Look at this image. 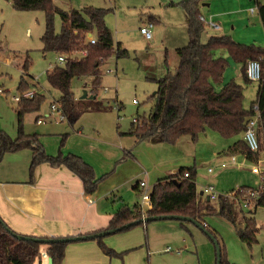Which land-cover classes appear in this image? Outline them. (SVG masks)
Returning <instances> with one entry per match:
<instances>
[{
    "label": "trees",
    "instance_id": "1",
    "mask_svg": "<svg viewBox=\"0 0 264 264\" xmlns=\"http://www.w3.org/2000/svg\"><path fill=\"white\" fill-rule=\"evenodd\" d=\"M18 10H43L46 14V27L42 36L44 51H55L64 55L67 61L64 65H56L47 70L50 84L60 90L58 101L64 107L67 118L75 119L90 108H107L100 100L79 98L73 89L75 77H91L93 94H98L102 78V66L115 53L117 57L126 56L129 50L117 45L111 40V31L105 21L107 9L104 7H84L82 9L66 10L54 0H11ZM204 0H182L180 4L187 14L190 41L187 45L176 48L179 62L174 72L169 71L157 79L154 105L148 117L138 118L133 122L132 134L139 140L158 138L168 142H176L183 135H191L195 140L207 127L217 131L224 137L239 136L227 152L231 155L245 154L254 162L261 158L264 150V46L245 44L233 39L230 35H212L203 40L205 22L201 19V2ZM258 10L264 26V4L258 3ZM62 18L61 31L54 26L56 15ZM97 32L96 43H91L90 37ZM92 33L91 35H89ZM87 51V54H83ZM74 53L81 55L71 56ZM168 54V53H167ZM225 54L231 55L241 64L243 74L247 77L246 65L248 59H258L262 64V79L260 80L256 99L250 108L244 105L245 85L231 80L221 89L217 83L223 80L229 64ZM30 64L29 57L25 59L22 68L25 72ZM25 77H22L20 91L30 89ZM44 95L36 90L33 97H22L16 108L18 116V134L10 136L0 131V160L5 153L30 147L33 158L30 165L31 179L35 168L42 162L53 165L64 164L78 174L88 192L96 190L100 178L96 176L91 165L76 154H49L40 142L38 134L24 131V117L29 112H37L41 108ZM254 105H258L260 113L258 122V137L260 149L252 151L244 138V132L250 117L257 114ZM189 171V176H184ZM192 168H182L179 172L163 178L154 186L151 192L152 208L149 215L182 214L191 216L203 223L207 215H218L239 226L240 238L250 245L258 239L257 225L253 215H243L242 222L236 210V198L249 197L254 186L240 185L231 190L230 195L220 196L218 207L209 200H201L196 178ZM178 180V181H175ZM264 184V177L262 178ZM254 210L264 204V191L253 201ZM252 213V209H250ZM142 218L140 204L135 209L124 207L112 218L109 228L118 227ZM141 223V222H137ZM136 223V224H137ZM136 224L123 230L132 228ZM206 226V225H205ZM209 228L208 226H206ZM12 228L0 216V264H34L41 257V246L44 243L35 240L18 238ZM212 232V231H211ZM50 237L49 235H34ZM100 236L98 239L102 242ZM69 242L47 243V251L54 258V264H62L66 246ZM108 253H112L107 248ZM225 263L224 255L222 264Z\"/></svg>",
    "mask_w": 264,
    "mask_h": 264
},
{
    "label": "rangeland",
    "instance_id": "2",
    "mask_svg": "<svg viewBox=\"0 0 264 264\" xmlns=\"http://www.w3.org/2000/svg\"><path fill=\"white\" fill-rule=\"evenodd\" d=\"M54 1L66 10L91 6L107 9L105 21L111 30V40L115 45L120 42L123 48L129 50V54L117 58V55L113 53L108 58L103 65V77L97 95L99 99L109 104L111 111L119 115L121 121L128 124L129 127L132 126L134 117L139 119L148 117L154 105L151 96L156 92L158 84L155 80L148 78L153 70H149L150 67L140 64L154 66L156 68L154 74L157 77L159 69V74L165 76L171 71L170 67L176 64V61L172 59L176 56V54H173L175 47L189 41L188 28L185 23L187 14H185L183 7L178 4L182 0ZM213 1L220 2L212 4ZM233 1L204 0L201 2L200 7L202 12L209 9L230 11L235 6L231 4ZM246 1L249 6L255 7L256 12L253 17L258 16V3L264 4V0H258V2L256 0ZM13 5L11 0H0V131H5L15 137L19 131L16 111L19 102L16 101L15 96L21 94L19 86L22 77H25L30 89H37L39 94L44 95L40 110L31 112L29 115L26 114L23 120L25 133L31 132V134H34L37 133V128L43 126L37 123L36 117L38 115L41 118H45L47 115L58 116L53 113L51 104L60 99L61 92L50 84L47 70L56 65H64V62H59L57 52H45L43 49L42 36L46 27L45 12L43 10H18ZM152 18L158 19V22H155ZM225 18L229 22L225 31L211 26L208 21H214L212 18H205L204 41H207L212 35H217V33L225 34L228 29H230L228 35L235 39L230 34V32L235 31V29H232L234 19L231 15H227ZM150 22H153L151 27L152 38L146 39L140 29L142 25H148ZM214 22L218 23V21ZM62 24L61 16L56 15L54 26L57 32L61 31ZM260 25L264 33L262 22ZM241 32L247 31L243 30ZM241 32H238V34L240 35ZM262 35V33L260 35L254 31L248 35L250 37L245 36L243 39L251 38L253 42L249 44L261 45ZM94 36L98 37L97 32H94ZM235 40L240 42L237 39ZM166 48L169 49L170 59H168V62L165 61ZM76 55L81 54L74 53L71 56ZM28 57L30 64L28 69L23 72L22 65ZM164 69L165 72H163ZM225 73L223 80L217 83V89H221L225 85ZM230 80H239L245 85L244 104L249 108L256 99L259 83L256 81L246 82L242 76L238 79L232 76ZM91 88V77L74 78L73 89L79 98H81L84 89L90 92ZM135 99L139 103H134ZM117 105H120V110ZM56 122L53 119V122L46 125L55 124ZM59 122L64 124L67 122L66 124H68V118ZM203 134L200 133L198 138L193 140L194 142L191 140L193 138L189 137L191 146L188 144V148H183L188 152L187 163L182 164V167H195L197 169L200 184L214 186L219 198L220 196H229L231 190L239 185L258 187L261 184V175L252 171L253 161L238 155L237 162L233 163L230 157L219 154V149L225 146L223 143L226 141L225 138L215 136V139H208L204 138ZM184 139L182 138V143L185 144ZM222 162L228 163V166L221 167ZM260 164H264V150L261 152ZM209 166L214 167V173L207 172ZM203 175L206 176L202 180ZM209 201L218 207V201ZM250 209H252V213ZM236 210L241 222L245 214L255 217L258 227L256 234L258 240L250 245L240 238L238 228L242 226V223L236 226L221 216L208 215L206 224L209 228H206L217 236L216 239L219 241V245L223 247L225 253L224 264H264V204L259 205L254 210V205L244 206L242 203H236ZM160 221H177L180 223V220L166 219ZM187 225L195 231L194 239L204 264L208 263L206 244H209L212 249L213 259L211 264H216V243L214 239L194 224L187 223ZM116 235L102 236V245L99 243L98 238L85 242L68 243L69 248L66 253L68 251L69 253L66 257L68 262H66L69 264H128L130 257H132L129 256V252L121 247L108 244ZM107 248L112 250L111 254L107 252ZM39 261L40 258L35 261V264H39Z\"/></svg>",
    "mask_w": 264,
    "mask_h": 264
},
{
    "label": "crops",
    "instance_id": "3",
    "mask_svg": "<svg viewBox=\"0 0 264 264\" xmlns=\"http://www.w3.org/2000/svg\"><path fill=\"white\" fill-rule=\"evenodd\" d=\"M256 1L258 2V0ZM217 2L213 1L212 4H217ZM231 4L235 6L230 11L209 9L205 12L201 11V16L218 21L220 28L215 29L225 31L226 26L229 25L228 19L225 17L231 15L234 19L232 29L235 31L230 32V34L235 39L249 44L253 40L243 38L256 31L260 35L263 34L260 44L264 46V33L260 25L262 20L259 10V15L253 17L256 11H252L254 7L249 6L246 0H234ZM152 20L158 22V19L152 18ZM185 23L188 28L187 15ZM221 25L223 26L221 27ZM243 30L247 32H241ZM229 31L230 29L225 34L228 35ZM237 31L241 32L240 35ZM222 34L224 33H217V35ZM189 41L175 47V50L187 45ZM168 51L169 49L166 48L165 61L167 62L170 59L169 54H167ZM173 54L176 52L174 51ZM225 56L229 61L224 77L225 84L231 81L229 79L232 76L236 79L242 76L248 82L244 77L241 64L231 55L225 54ZM172 59L176 61V64L170 67L171 71L174 72L179 62L177 54ZM140 65L150 67L149 70H153L148 75L149 79L156 81L163 75L159 74V69L157 77L154 74L156 73L154 66L144 63ZM257 93L258 89L256 97ZM89 94L93 93L90 91ZM96 98L107 108H90L75 119L68 118V124H66L67 122L65 124L60 123L51 115H47L45 118L38 115L36 117L37 123L43 126L37 128V133H34L38 134L40 142L49 154L57 155L60 152L76 154L91 165L96 176L100 178L95 191L88 192L82 178L64 164L53 165L50 162H42L36 166L33 179L30 180V165L33 158V150L30 147L7 152L0 160V216L17 232L62 237L106 230L119 210L124 207L135 209L137 204H140L142 191L140 181H146L147 186L152 187L151 190H153L161 179L179 172L182 168H190L182 167V164L187 163L188 152L183 148H188L191 135H183L174 143L158 138L139 140L131 132L134 118L137 117L133 118L132 126L129 127L128 124L121 121L119 115L111 111L109 104L99 99L98 95ZM39 119H44V121L39 122ZM53 119L57 121L55 124L46 125L53 122ZM28 133L31 134V132ZM201 133H204V138L208 139L222 136L209 127ZM222 137L226 141L223 142L225 146L219 149V154L228 156L231 160L232 156L227 152V149L239 139V136ZM182 138H185V144L182 143ZM189 146L191 145L189 144ZM238 155L249 160L245 154L241 153L236 154V159ZM223 163H221V167L228 166V163L226 166H222ZM242 163L245 164L243 161ZM191 168L192 173L195 172L193 176L196 178L200 199L208 200L201 193L205 185L198 182L197 169ZM207 172L214 173L215 169L214 172H209L207 169ZM204 176L206 175L202 176V180L205 179ZM207 216L203 221L206 226H208L206 224ZM160 220L166 219L148 220L137 223L132 228L109 233L117 235L108 244L121 247L129 252V256L132 257H130L128 264H204L194 239L195 231L187 225V223L192 222L180 220L179 223ZM167 220L179 219L167 218ZM97 238L99 237L71 242H85ZM99 243L102 245L103 241L100 242L99 240ZM47 246V244L41 246V253L43 250V254L39 264H48L47 259L50 255ZM168 246H172L173 250L167 251ZM68 248L67 245L66 251ZM206 248L208 251L207 264H211L212 249L209 244H206ZM221 249L223 261L225 253L222 246ZM68 253H65L62 264H69L66 258Z\"/></svg>",
    "mask_w": 264,
    "mask_h": 264
},
{
    "label": "built area",
    "instance_id": "4",
    "mask_svg": "<svg viewBox=\"0 0 264 264\" xmlns=\"http://www.w3.org/2000/svg\"><path fill=\"white\" fill-rule=\"evenodd\" d=\"M252 11H255V7L252 8ZM201 19L205 21V18L201 16ZM209 24L215 28H220V25L214 21H210ZM153 26V23L150 22L148 25H143L141 27V32L145 36L146 39L152 38V30L151 27ZM91 43H96L99 41L98 37H95L94 34L89 38ZM83 54H87V51H83ZM59 62L63 63L67 61L66 56L59 55L58 57ZM246 73L247 77L250 81H256L260 82L262 79L263 71H262V64L260 60L258 59H248L247 65H246ZM36 93L35 89H28L23 92H21L20 95L15 96L16 101L20 100L23 96L24 97H33ZM135 103H139L138 100H134ZM118 109H120V105H117ZM51 108L53 113H55L58 116H55V119L57 121H63L67 118L64 107L61 105L59 101L53 102L51 104ZM254 108L257 110V114L250 117L246 129L244 132V138L247 141L250 149L252 151H258L260 149V141L258 137V122H259V116L260 113L258 112V105H254ZM44 119H39V122H43ZM138 118H134V122H137ZM231 161L236 162V155H231ZM261 163V158L258 160V162H254V165L252 166V171L254 173L260 174L261 177H264V164ZM227 163H223L222 166H226ZM209 172H214V167L208 168ZM184 176H189V171H185ZM140 187H142L141 191V199H140V209L142 211V217H145L148 214V210L152 208V199H151V192L150 187L147 186L146 181L142 180L140 181ZM264 191V184L261 181V184L258 187H255L254 190L250 191L249 197H243L236 198L237 203H242L244 206H251L254 205L253 201L258 199L262 192ZM203 196H205V199L210 200H217L219 198V195L217 191L215 190L214 186L212 185H205L202 188ZM167 251L173 250L172 246H168L166 248ZM180 251V249H178Z\"/></svg>",
    "mask_w": 264,
    "mask_h": 264
},
{
    "label": "water",
    "instance_id": "5",
    "mask_svg": "<svg viewBox=\"0 0 264 264\" xmlns=\"http://www.w3.org/2000/svg\"><path fill=\"white\" fill-rule=\"evenodd\" d=\"M91 34L92 33H90L89 35H91ZM80 97L82 99H84V98H96L97 95L96 94H89V91L87 89H84L83 94ZM175 181H178V180L175 179ZM201 193H203V192H201ZM208 200H210V199L208 198ZM167 218L190 221V222L194 223L195 225H197L198 227H200L202 230H204L209 236L212 237V239H214V241L216 243V249H217V264H222V249H221V246L219 245V241H217V239H216V236L207 230L204 223L200 222L199 220H197L191 216L182 215V214L171 213V214L147 215L145 217H142L138 221H131V222H128V223L121 225V226H118V227H113V228H109L106 230H102V231L90 233V234H79V235H70V236H62V237H55V236L43 237V236H34V235H30V234H22V233H16V232H14V234L20 239L35 240V241H39V242L44 243V244L52 243V242H71V241L80 240V239H87V238H95V237L104 236V235L112 233V232L123 230L126 227H129V226L136 224L137 222H145L148 220L167 219ZM48 264H54V258L52 256L48 257Z\"/></svg>",
    "mask_w": 264,
    "mask_h": 264
}]
</instances>
